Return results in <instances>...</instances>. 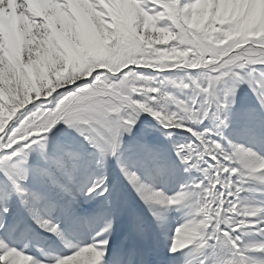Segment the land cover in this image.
Here are the masks:
<instances>
[{"label": "snow or ice", "instance_id": "obj_1", "mask_svg": "<svg viewBox=\"0 0 264 264\" xmlns=\"http://www.w3.org/2000/svg\"><path fill=\"white\" fill-rule=\"evenodd\" d=\"M256 3L0 0V38L19 33L27 42L14 70L5 59L0 82V264H152L151 227L120 177L161 230L168 211L194 208L165 264H264V36L250 38L264 21L254 20ZM178 70L197 74L165 75ZM145 114L167 140L180 130L189 141L174 142L170 156L152 129L138 128ZM241 135L251 146L230 138ZM177 161L203 179L171 196L145 182L149 165L177 177ZM78 227L87 229L83 240ZM21 229L48 233L67 253L18 249L8 236Z\"/></svg>", "mask_w": 264, "mask_h": 264}, {"label": "rangeland", "instance_id": "obj_2", "mask_svg": "<svg viewBox=\"0 0 264 264\" xmlns=\"http://www.w3.org/2000/svg\"><path fill=\"white\" fill-rule=\"evenodd\" d=\"M254 20L256 22L264 21V3H260L259 0H257L255 5ZM261 36H264V28H262L259 33L250 34V38L254 39H260ZM168 42L172 43L171 40ZM26 45L27 42L23 34H16L13 37L0 38V52L4 53V55L0 57V82H2L4 76L5 59L7 60V67L9 71L14 70L17 65L22 62L21 56ZM189 72H191L192 75L197 74V71L195 70H178L175 72L165 73V75L176 78H184L189 74ZM240 97L247 99L249 103L254 102L250 92L247 89L242 90ZM145 126L152 129L159 139L167 146L170 156L174 142L186 143L190 139L187 131L177 130L179 135H173L171 140H167L165 138V133L159 123L149 114H145L141 117V124L138 125V128ZM230 138L235 140L237 143L251 146L250 138L247 136L241 135ZM177 165L179 168V173L175 178L171 175L170 170H165L164 173L161 174L156 170L155 166L152 165H149L147 172H142V175L144 176L146 183L151 184L156 188L164 189V191H166L170 196L179 192L181 190V185L191 187L203 179L200 172L194 170L185 172L183 170V165H180L178 161ZM116 171L118 172V169ZM120 181H122L123 184V187L120 189L122 194L126 197L127 201L135 210L143 213L149 226L151 227L152 250L150 258L152 260V264H165V256L170 255L166 253V248L171 244V237L173 233L178 227L182 226L188 220L193 218L195 212L194 208L191 205H184L179 208L171 209L166 213V224L163 230H161L157 226V222L151 216V213L148 212L145 205L141 202L139 196H137L136 193L131 190L130 186H128V182L123 180V177H120ZM250 199L259 200L260 197L253 194ZM48 235L49 234L45 232L43 233V236H37L21 229L13 234H10L8 239L13 244V246L17 247L18 249H24L25 245H27L26 251L28 254L37 257L40 256L41 248H44L46 251L50 252L67 253V249H64L62 245H58V242L55 244L47 242L45 238ZM75 235L77 239L83 240L86 238L87 229L78 227L75 229ZM52 239L55 240V237ZM122 239L123 225H118L117 230L113 233L112 240L113 243L119 245ZM248 239L251 242L259 238L256 236H249Z\"/></svg>", "mask_w": 264, "mask_h": 264}, {"label": "bare ground", "instance_id": "obj_3", "mask_svg": "<svg viewBox=\"0 0 264 264\" xmlns=\"http://www.w3.org/2000/svg\"><path fill=\"white\" fill-rule=\"evenodd\" d=\"M19 34V33H18Z\"/></svg>", "mask_w": 264, "mask_h": 264}]
</instances>
